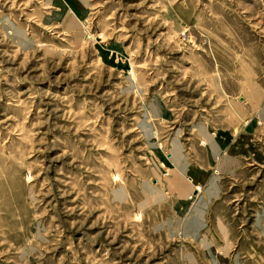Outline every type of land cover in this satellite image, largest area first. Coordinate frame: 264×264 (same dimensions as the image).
<instances>
[{
  "label": "rangeland",
  "instance_id": "rangeland-1",
  "mask_svg": "<svg viewBox=\"0 0 264 264\" xmlns=\"http://www.w3.org/2000/svg\"><path fill=\"white\" fill-rule=\"evenodd\" d=\"M0 264H264V0H0Z\"/></svg>",
  "mask_w": 264,
  "mask_h": 264
},
{
  "label": "bare ground",
  "instance_id": "bare-ground-1",
  "mask_svg": "<svg viewBox=\"0 0 264 264\" xmlns=\"http://www.w3.org/2000/svg\"><path fill=\"white\" fill-rule=\"evenodd\" d=\"M187 182L188 183H191V181H189V179H187ZM187 184V183H186ZM188 185V184H187ZM182 189V188H181ZM186 190V189H185ZM184 190V191H185ZM207 204H208V202H206V203H203V205H202V211H204L206 208H207ZM191 259V258H190ZM193 261V260H192Z\"/></svg>",
  "mask_w": 264,
  "mask_h": 264
}]
</instances>
